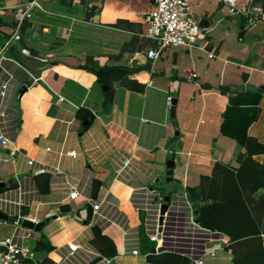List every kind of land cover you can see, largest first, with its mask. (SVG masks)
<instances>
[{"label": "crops", "instance_id": "0c3cea01", "mask_svg": "<svg viewBox=\"0 0 264 264\" xmlns=\"http://www.w3.org/2000/svg\"><path fill=\"white\" fill-rule=\"evenodd\" d=\"M27 2L0 0V81L10 80L0 100V124L10 138L0 144L6 197L0 210L12 220L49 217L40 230L19 228L29 230L21 240L32 256L44 264H152L144 246L153 241L141 231L140 253L127 252L134 244L125 242L123 224L91 221V198L117 203L134 228L141 212L131 193L160 176L182 178L186 186L206 176L212 201L200 203L208 226L230 238L229 245L208 242L218 255L209 264H233L255 245L264 248V184L255 176L264 153L247 154L221 132L230 97L238 94L248 105L259 93L248 134L264 143V0H189L200 23L206 18L203 35L191 47L165 46L156 59L147 56L153 40L140 17L154 0ZM23 20L28 25L16 34ZM96 64L127 69L112 80L108 111L109 87L98 82ZM73 149L75 156L68 153ZM124 156L134 169L120 180ZM72 185L79 190L74 199ZM9 217L0 224V243L14 229ZM42 235L51 249L35 248ZM70 243L77 245L72 253Z\"/></svg>", "mask_w": 264, "mask_h": 264}, {"label": "built area", "instance_id": "2783aa9c", "mask_svg": "<svg viewBox=\"0 0 264 264\" xmlns=\"http://www.w3.org/2000/svg\"><path fill=\"white\" fill-rule=\"evenodd\" d=\"M28 6L40 5L39 0H28ZM140 17L147 23L145 34L153 40V44L147 49V56L151 59L158 58L165 46L185 45L194 46L203 35L204 26L192 10L189 0H154L152 8L143 12ZM257 15L253 14L249 19L252 23ZM21 23V22H20ZM20 23L15 30L19 31ZM65 35L66 33H62ZM8 44V41L6 42ZM154 71V69L152 68ZM264 78V69L261 70ZM195 75V74H194ZM193 73L189 79H194ZM10 89V80L0 81V100L4 101ZM172 95H167V102L170 104ZM10 140L3 126L0 124V144L4 145ZM69 154L75 156L76 150H70ZM3 159H6L4 157ZM131 156H124L118 167V179H124L133 171ZM152 182L144 186L134 188L131 193L130 201L133 208L141 212L142 224L145 235L154 243V251H172L187 256L195 264H209L218 259L216 250L209 249L207 244L215 238H221L230 244L229 235L223 230L212 228L202 223L197 218L198 212L193 203L187 186L168 193V199L165 194ZM79 190L72 185L68 196L74 199L78 196ZM6 197L0 194V201ZM93 213L91 221L93 223H120L123 224L125 242L134 245L126 251L136 255L140 253V235L141 228L136 225L134 228L128 224L126 218L121 215L118 205L107 198H91ZM167 207L163 209L164 204ZM4 211V210H3ZM22 217H14V229L12 233L6 235L0 243V264H44L35 259L28 248L22 243V238L29 234L21 232L20 227ZM6 222V219L0 218V224ZM24 228V227H23ZM75 243H70V252L77 247ZM148 252L146 251V254ZM109 262L112 257H103ZM124 264V263H123Z\"/></svg>", "mask_w": 264, "mask_h": 264}, {"label": "trees", "instance_id": "16d2710c", "mask_svg": "<svg viewBox=\"0 0 264 264\" xmlns=\"http://www.w3.org/2000/svg\"><path fill=\"white\" fill-rule=\"evenodd\" d=\"M28 23L24 20L20 23L19 30L23 31ZM93 69L97 74L98 82L101 85H107L109 88L107 90L106 99L104 101V110L108 111V94L112 85V80L120 79L125 74H127V69L121 66H110L107 64L104 65H93ZM140 85V84H139ZM141 87V86H138ZM238 95V94H237ZM231 96L229 99V103L227 107L224 109L222 116L223 120L221 123V132L223 134L229 135L235 138L240 143L246 146L245 153H256L262 152L264 153V143H261L253 137H250L248 134L249 125L258 117L259 107H257V103L260 99V94L256 93L253 98V101H249L251 104H242L243 102L238 101V97ZM247 154L244 155V161L247 157ZM262 169L256 171L255 176L260 180L261 183L264 184V162L261 164ZM205 175L201 177V182L198 185L187 186L188 193L193 200L195 207L199 215V219L205 224L209 225V220L205 217V209L204 205L200 202L207 198L206 196V186H205ZM2 187H0V190ZM67 209V206H64ZM99 233V231H97ZM53 245L46 240L44 235L38 238L35 248H46L51 249ZM147 249V250H146ZM144 250H146L147 258L152 264H192L191 260L180 253L172 252V251H154V243L150 242L148 245L144 246ZM233 264H264V248L261 243L255 245L251 248L244 256L235 257L233 260Z\"/></svg>", "mask_w": 264, "mask_h": 264}, {"label": "rangeland", "instance_id": "374dc122", "mask_svg": "<svg viewBox=\"0 0 264 264\" xmlns=\"http://www.w3.org/2000/svg\"><path fill=\"white\" fill-rule=\"evenodd\" d=\"M176 177V176H175ZM180 178V177H179ZM155 186L158 187L161 191H163V193L166 195L168 193H172L174 192L175 190H178L179 188H182L183 187V183H182V178H180V181H177L176 178H171V179H167L166 177L164 176H160V178L158 180H155L154 182ZM207 189V188H206ZM210 188L208 187V192H209ZM207 193V192H206ZM207 198L204 199V200H201L202 203L206 201L207 202H210L212 201L210 198H208L209 196V193L206 194ZM193 201V200H192ZM194 203V202H193ZM204 203V204H205ZM203 204V205H204ZM201 213L200 212H197L196 213V216L197 218H200L199 215ZM139 218H140V223H139V226L142 230V234L145 235L144 233V230H143V224H142V214L139 215ZM200 220V219H199ZM201 221V220H200ZM9 222H10V227L12 226L14 228V225H13V220L11 217H9ZM202 222V221H201ZM203 223V222H202ZM5 228H8L7 226H4ZM11 228V229H13ZM10 229V230H11ZM12 231V230H11Z\"/></svg>", "mask_w": 264, "mask_h": 264}, {"label": "water", "instance_id": "95a60500", "mask_svg": "<svg viewBox=\"0 0 264 264\" xmlns=\"http://www.w3.org/2000/svg\"><path fill=\"white\" fill-rule=\"evenodd\" d=\"M205 19L204 20L202 19L201 20V24L203 26H206L207 25V22H205ZM27 87L24 86V90L26 89ZM175 103H176V98L172 99L171 101V111L172 113H174V109H175ZM95 116L94 112L91 113L90 115V119L93 118ZM89 122V120H86L84 123L87 124ZM167 174L169 175L168 177L171 178V173H172V169L170 168V165H169V168L167 169ZM5 185V182L4 181H0V186H4ZM165 199H168V195H165ZM167 207V204L165 203L164 206H163V209H165ZM60 213H63V212H60ZM56 216V215H54ZM0 217L1 218H8L9 215L8 213H6L5 211L3 210H0ZM49 221V217H45L44 219L42 220H38V221H35L31 218H28V217H24V218H21V224L25 227H29V228H32V229H35V230H40L42 228V226L45 224V222Z\"/></svg>", "mask_w": 264, "mask_h": 264}]
</instances>
